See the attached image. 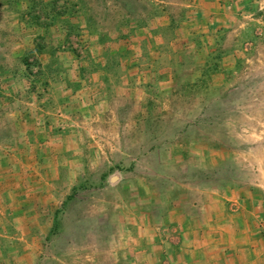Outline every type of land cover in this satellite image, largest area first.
<instances>
[{
    "label": "rangeland",
    "instance_id": "rangeland-1",
    "mask_svg": "<svg viewBox=\"0 0 264 264\" xmlns=\"http://www.w3.org/2000/svg\"><path fill=\"white\" fill-rule=\"evenodd\" d=\"M255 241L264 0H0V264H236Z\"/></svg>",
    "mask_w": 264,
    "mask_h": 264
},
{
    "label": "crops",
    "instance_id": "crops-1",
    "mask_svg": "<svg viewBox=\"0 0 264 264\" xmlns=\"http://www.w3.org/2000/svg\"><path fill=\"white\" fill-rule=\"evenodd\" d=\"M259 9H262V7H259ZM256 236L261 238L257 233ZM238 254L236 264H264V258H262L264 248H261L259 241H255L253 247L240 248Z\"/></svg>",
    "mask_w": 264,
    "mask_h": 264
}]
</instances>
